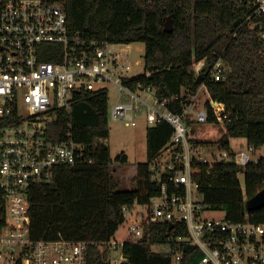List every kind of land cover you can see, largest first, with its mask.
I'll use <instances>...</instances> for the list:
<instances>
[{
	"label": "trees",
	"instance_id": "trees-1",
	"mask_svg": "<svg viewBox=\"0 0 264 264\" xmlns=\"http://www.w3.org/2000/svg\"><path fill=\"white\" fill-rule=\"evenodd\" d=\"M64 4L70 36L85 42H108L130 45L145 44V74L129 79L132 88L140 84L150 88L168 108L181 112L200 89L195 65L205 62L200 75L222 59L227 64L220 81L206 80L210 97L223 103L229 118L220 124L208 107V122L188 119L196 143L202 147L230 148L231 138H245L258 152L264 148V44L256 30L243 24L249 13L240 0H49ZM171 19L172 32L165 30ZM53 60L51 57H43ZM204 82V81H203ZM176 98V99H175ZM109 96L107 91L84 93L71 112L60 111L49 123L48 135L62 139L71 132L80 143L94 151V164L59 167L51 183L32 187L29 195L31 233L34 239L88 241L87 264H110V250L98 244L115 237L125 221L124 206L141 208L144 232L141 240L127 241L121 264H174L166 245L173 230L185 233L183 225L152 223L145 219L151 199L160 195L152 179L150 163L170 142L173 127L168 122L147 130V163L137 165L134 186L126 189L115 177L116 166L128 163L121 153L112 159L106 144L110 136ZM224 127L217 141L202 139L198 125ZM261 156V155H260ZM116 165V166H115ZM244 174L242 185L240 175ZM126 177V176H124ZM129 178V177H128ZM198 184L197 198L212 210L223 211L232 222L249 218L264 224V207L247 211L246 202L264 189V155L245 167L234 162H220L213 167L202 163L192 169ZM155 245H165L155 251ZM203 253L188 246L180 264H197Z\"/></svg>",
	"mask_w": 264,
	"mask_h": 264
},
{
	"label": "built area",
	"instance_id": "built-area-1",
	"mask_svg": "<svg viewBox=\"0 0 264 264\" xmlns=\"http://www.w3.org/2000/svg\"><path fill=\"white\" fill-rule=\"evenodd\" d=\"M240 1L249 7L243 24L256 30L264 44V0ZM111 45L116 44L88 43L70 36L61 2L0 0V264H87L88 241L32 237L29 195L33 186L51 183L59 167L95 163L91 147L77 142L71 132L62 139L50 138L49 123L59 118L60 111L71 112L84 93L105 90L109 94L110 85L119 96L109 108V118L134 127L141 106H146L151 126L166 121L173 127L170 142L150 163L152 179L161 193L151 199L145 219L185 226V233L172 228L168 235L166 248L174 264H180L188 246L203 253L197 264H264V224L249 218L232 222L225 214L206 217L207 212L218 211L197 198L199 186L192 178L196 164L213 167L228 161L245 167L258 159V151L248 145L246 150L215 155V146L202 147L195 142L187 123L188 119L208 122L206 102L220 124L229 118L226 106L212 99L206 86L207 79L220 81L225 77L227 64L220 59L208 70L207 79L191 101L182 105L181 112H174L168 101H159L150 88L139 84L134 90L126 84L133 64L128 54L114 51ZM204 67L205 62L200 61L195 70L200 75ZM202 88L207 99L200 104L197 98ZM137 92L154 98V106ZM123 96L130 100H123ZM123 212L129 238L97 243L110 250L105 260L110 264L125 261L127 241L143 238L141 208L124 206ZM118 251V258H113L112 253Z\"/></svg>",
	"mask_w": 264,
	"mask_h": 264
},
{
	"label": "rangeland",
	"instance_id": "rangeland-1",
	"mask_svg": "<svg viewBox=\"0 0 264 264\" xmlns=\"http://www.w3.org/2000/svg\"><path fill=\"white\" fill-rule=\"evenodd\" d=\"M114 51H122L124 54H128V59L133 64V71L129 73V77L134 78L145 74V44L142 42L133 43L130 45L116 44L111 45ZM138 63V64H137ZM143 100H147L150 106H154L155 100L150 97L146 92L141 93ZM109 108L116 103L119 93L117 89L110 85L109 86ZM128 99L123 96V100ZM207 99V94L204 88L201 89L197 101L204 103ZM150 111L146 106H141V111L139 112L136 122L137 125L134 127H127L124 120H113L109 118V128L110 136L106 144L110 150L112 159L121 153H125L128 156V163L121 166H116L117 171L114 173L115 177L122 182V186L126 189L133 187L134 182H132L131 176L135 173L137 165L141 163H147V130L151 125L147 121V114ZM197 134L204 140L217 141L224 134V127L222 126H211V125H198L196 127ZM230 148L232 150L240 151L247 149V141L245 138H231ZM225 150L221 149L219 146H215L213 153L215 155L223 154ZM264 155V148L258 152L257 157L260 158ZM126 176V177H124ZM129 177V178H128ZM240 181L242 185L245 183L244 174L240 175ZM224 212H207L205 215L209 218H221L224 216ZM129 223L124 222L118 232L115 235V239L120 242H125L129 238ZM165 248L161 245H155V251H163ZM113 258H118L120 252H113Z\"/></svg>",
	"mask_w": 264,
	"mask_h": 264
},
{
	"label": "water",
	"instance_id": "water-1",
	"mask_svg": "<svg viewBox=\"0 0 264 264\" xmlns=\"http://www.w3.org/2000/svg\"><path fill=\"white\" fill-rule=\"evenodd\" d=\"M165 30L167 32H172L173 25L171 23V19L169 18L165 23ZM204 81V76L199 75L197 78V83L201 85ZM264 207V189L258 192L255 196L248 199L246 202V209L247 211H253L258 210L260 208Z\"/></svg>",
	"mask_w": 264,
	"mask_h": 264
}]
</instances>
